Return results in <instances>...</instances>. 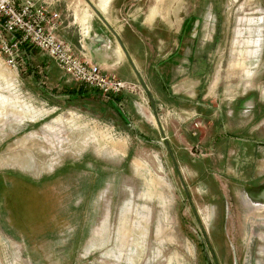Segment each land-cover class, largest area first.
I'll list each match as a JSON object with an SVG mask.
<instances>
[{"label":"rangeland","instance_id":"1","mask_svg":"<svg viewBox=\"0 0 264 264\" xmlns=\"http://www.w3.org/2000/svg\"><path fill=\"white\" fill-rule=\"evenodd\" d=\"M83 2L188 15L194 94L94 108L0 55V264H264V0Z\"/></svg>","mask_w":264,"mask_h":264},{"label":"crops","instance_id":"2","mask_svg":"<svg viewBox=\"0 0 264 264\" xmlns=\"http://www.w3.org/2000/svg\"><path fill=\"white\" fill-rule=\"evenodd\" d=\"M37 1L60 13L58 37L68 43L80 59L98 65L104 74L138 82L142 87L148 83L152 90H163L165 86L173 94H194L195 82L192 77L186 75L178 79L179 67L193 64L191 53L185 57L189 37H193L192 27L185 25L188 15L179 28L171 24V19L165 21L162 16L158 18L157 8L151 17L148 12L123 23L118 19L116 10H112L115 15H102L97 7L92 12L83 0ZM23 50L30 69L29 78L38 87V83H41L46 85V90H51L49 93H52V89L59 92L56 96L58 100L68 97L69 100L83 101L95 108L93 103L102 98L98 90L72 81L38 49L24 46ZM135 95L122 92L110 97L117 99L112 104L115 108L117 103L133 107Z\"/></svg>","mask_w":264,"mask_h":264},{"label":"built area","instance_id":"3","mask_svg":"<svg viewBox=\"0 0 264 264\" xmlns=\"http://www.w3.org/2000/svg\"><path fill=\"white\" fill-rule=\"evenodd\" d=\"M60 13L37 0H0V55L8 67L18 70L24 59L23 47L38 49L69 78L102 95L138 93L136 82L104 74L100 67L80 59L57 30Z\"/></svg>","mask_w":264,"mask_h":264},{"label":"bare ground","instance_id":"4","mask_svg":"<svg viewBox=\"0 0 264 264\" xmlns=\"http://www.w3.org/2000/svg\"><path fill=\"white\" fill-rule=\"evenodd\" d=\"M109 1V0H106V2ZM164 12V11H163ZM243 30V29H242ZM247 32H249L248 30H245ZM244 31V32H245ZM240 32H242L240 30ZM246 33V32H245ZM245 35V34H244ZM249 40V39H248ZM251 40V39H250ZM247 42V39H243L241 40V43L243 44L242 46H244V48H242V51H239V50H235L237 53H239V57L240 59L236 58L235 61H233V64L234 65H237V66H242V64H245L246 63V56H247V45L245 44ZM240 43V42H239ZM238 46V45H237ZM249 46V45H248ZM251 46V45H250ZM244 53V54H243ZM235 67V66H234ZM236 68V67H235ZM260 214H264V213H261ZM182 262V261H181ZM180 262V263H181Z\"/></svg>","mask_w":264,"mask_h":264}]
</instances>
